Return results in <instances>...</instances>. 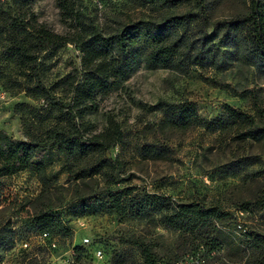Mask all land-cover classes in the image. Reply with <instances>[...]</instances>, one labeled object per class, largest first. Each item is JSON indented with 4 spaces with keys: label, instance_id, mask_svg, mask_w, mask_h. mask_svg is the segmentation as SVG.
Masks as SVG:
<instances>
[{
    "label": "trees",
    "instance_id": "obj_1",
    "mask_svg": "<svg viewBox=\"0 0 264 264\" xmlns=\"http://www.w3.org/2000/svg\"><path fill=\"white\" fill-rule=\"evenodd\" d=\"M32 1H0V62L16 70L19 91L41 100L47 112L58 114L60 121L29 139L15 138L0 128V179L29 172L41 186L31 199L33 213L29 233L21 236L22 250H55L57 247L50 248L48 241L69 234L66 221L54 210L59 205H51L49 200L57 190H70L76 218L108 215L119 220H149L157 216L163 227L176 233V245L190 259L188 264L208 258L217 264H264V234L242 225L236 213L198 198L173 200L145 187L127 185L119 177L125 150L141 159L161 160L172 156L170 146L134 143L129 148L119 129L88 135L80 122L93 108L95 95L114 80L128 76L139 62L178 72L191 66L220 70L235 64L264 77V0H239L235 13L225 17L215 14L217 0H126L135 15L110 32H102L87 21L75 0H55L63 18L70 22L72 31L67 34L39 22L31 9ZM68 43L81 54L79 75L78 71L68 72L48 82L45 58ZM155 107L161 113L162 127L215 132L235 125L244 139L264 140V110H260L263 123L259 124L252 115L231 106L225 107L226 117L217 120L200 117L192 101L159 100ZM117 146L120 151L112 157L110 152ZM47 148L60 156L68 187L48 178L42 160ZM239 167L231 166V171L238 172ZM97 177L103 183L98 189L90 184ZM81 186L89 188L83 191ZM239 210L258 213L264 224V201L243 203ZM43 232L48 233L47 241L31 247L29 236ZM12 242L11 229L3 227L0 248ZM104 242L99 240L98 246L103 248ZM125 242L137 247L143 264H167L159 261L146 240L132 237ZM23 243L28 246L23 247ZM224 246L232 248L234 256L227 263L214 255ZM83 252L95 257L89 246L81 244L73 247L66 264H82Z\"/></svg>",
    "mask_w": 264,
    "mask_h": 264
},
{
    "label": "rangeland",
    "instance_id": "obj_2",
    "mask_svg": "<svg viewBox=\"0 0 264 264\" xmlns=\"http://www.w3.org/2000/svg\"><path fill=\"white\" fill-rule=\"evenodd\" d=\"M0 1L10 3V0ZM75 6L102 32L115 31L129 16L135 15L126 0H75ZM215 6V14L225 17L235 13L240 4L239 0H217ZM31 9L37 20L50 29L61 34L71 33L70 22L63 18L55 0H33ZM80 55L70 43L49 53L45 58L48 82L68 72L78 71L79 75ZM17 83L16 70L0 62V128L15 138L29 139L60 121L58 114L47 112L41 100L19 91ZM159 100L192 101L200 117L209 120L225 118V107L231 106L262 124L259 113L264 110V77L235 64L220 70L191 66L178 72L139 62L128 76L114 80L108 89L99 91L93 108L80 119L88 135L119 129L129 148L134 143L166 144L172 148V156L161 160L141 159L130 149L125 150L119 176L125 179V184L145 187L177 201L198 198L205 203H218L236 213L242 225L264 234L258 213L239 212L243 203L255 199L264 201V140L244 139L235 125L215 132L203 128L178 131L162 127L161 113L155 107ZM119 151V146L114 147L110 155L115 157ZM42 160L48 178L68 187V174L57 152L47 148ZM235 165L240 166L238 172L231 171ZM90 184L96 189L103 186L100 177ZM40 188L36 177L29 172L0 179V232L9 226L13 239L9 247L0 248V264H66L73 247L81 244L89 246L94 253L101 249L104 254L102 258H93L83 252L82 264H143L137 247L125 242L132 237L150 243L161 263L190 262L176 245V233L163 227L157 216L149 220H119L108 215L76 218L70 190H57L49 200L51 205H59L54 210L66 221L69 234L56 238L55 250L45 247L35 253L23 251L21 236L29 233L31 199ZM88 188L81 186L83 191ZM85 238L89 242L84 243ZM99 240L105 241L103 248L98 246ZM28 241L33 248L42 243L35 235L29 236ZM232 253V248L224 246L214 255L227 263L228 259L233 260ZM198 264L217 262L208 258L200 259Z\"/></svg>",
    "mask_w": 264,
    "mask_h": 264
},
{
    "label": "built area",
    "instance_id": "obj_3",
    "mask_svg": "<svg viewBox=\"0 0 264 264\" xmlns=\"http://www.w3.org/2000/svg\"><path fill=\"white\" fill-rule=\"evenodd\" d=\"M37 237L39 238V240H40L42 243H44V242L47 241V239H48V233H47V232H43V233H41L40 235H38ZM83 242L86 243V242H89V240L85 238V239H83ZM22 245H23V247H27V246H28V243H23ZM48 246H49L50 248H56V247H57V241H56V239H50V240L48 241ZM103 255H104V254H103V251H102L101 249H97V250L95 251V257H97V258H102Z\"/></svg>",
    "mask_w": 264,
    "mask_h": 264
}]
</instances>
